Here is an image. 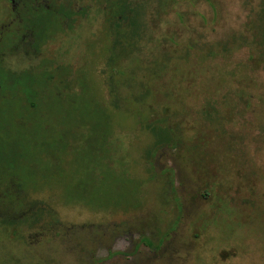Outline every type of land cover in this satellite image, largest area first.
I'll list each match as a JSON object with an SVG mask.
<instances>
[{
    "label": "rangeland",
    "instance_id": "obj_1",
    "mask_svg": "<svg viewBox=\"0 0 264 264\" xmlns=\"http://www.w3.org/2000/svg\"><path fill=\"white\" fill-rule=\"evenodd\" d=\"M98 1L103 15L39 52L28 36L2 50L10 118L30 112L15 77L59 84L37 89L53 93L52 134L9 129L24 141V184L14 195L19 180L0 182V264H264V0H130L144 26L115 64L101 26L118 11ZM19 2L0 0V26ZM66 68L88 80L70 98ZM145 124L173 139L155 145ZM41 136L55 139L49 161Z\"/></svg>",
    "mask_w": 264,
    "mask_h": 264
},
{
    "label": "flooded vegetation",
    "instance_id": "obj_2",
    "mask_svg": "<svg viewBox=\"0 0 264 264\" xmlns=\"http://www.w3.org/2000/svg\"><path fill=\"white\" fill-rule=\"evenodd\" d=\"M118 1L119 0H111L113 3H117ZM69 2V0H66V5L60 7L59 5L61 4H55L54 0H20L19 4H17L18 6L15 11V15L10 16V18L7 19L8 21L6 23L3 22L0 26V56L2 50L13 47V37L21 38V40L18 41L19 43H23L26 36L30 37L31 40H29L30 42L26 43V45H30L31 48H34L37 52H39L43 45H46L48 42L55 39V37H58L57 35L60 34V31L64 30L62 26H70L72 18L69 13H66V10H70V7H68ZM89 2L92 1L88 0L87 4H89V6L93 9L97 7L95 4L100 1H94L92 4ZM83 21L94 22V19L92 16H89ZM102 27L103 24L101 26V30ZM25 55L28 56L27 53H25ZM57 66L58 64L53 68L57 69ZM1 74L3 78L0 79L7 80L8 76L6 75L9 73L5 71L4 74ZM39 77L42 78L43 76ZM15 79H18L17 81L20 83H26L29 85V87L23 91L26 98V103H24L23 108L24 111L30 112L28 113L29 115L25 116L20 113L19 109L16 108L19 114H15V118H10V114L13 112L10 107V102L11 99L15 98V94L0 93V131H7L8 137L6 138L0 136V155L4 154L8 160V163L5 162L4 164H0V182H9L14 179H17V181L19 180V183L14 184L15 188H13L16 192L14 195H17V193L21 190V180L23 178V174L21 173V170L16 167V164H24L23 160L25 159V154L23 153L22 148V146L24 147V141L23 138L19 137V132L16 131L14 133H10L9 129L11 126H14L18 129V131H20V129L26 128L32 123L35 124L36 127L39 126L45 134L49 131L52 134L53 120L49 119V110L46 104L50 99H52L51 97L53 93L39 94L37 89L41 91L44 88L47 90L50 87L53 91L54 87H57L59 82L56 80L54 81L52 77H47L44 79V82L39 80L35 83L33 81L37 79V76H33L32 74H24L15 77ZM8 81L11 83V78H9ZM31 83H34L35 85L33 84L34 86H30ZM56 93L57 89L55 95ZM6 117L8 119L4 121L3 118ZM22 118L23 121L21 120ZM35 125H32L30 128H34L35 130ZM40 140L43 146L39 148L43 150L44 158L49 161L50 159H48L49 155L47 149L50 145H48V141L52 144V152L55 139L52 137L50 140L42 138H40ZM10 144L12 147L9 146ZM51 152L50 158L53 159L54 156H51ZM7 189L8 186L5 184L4 191Z\"/></svg>",
    "mask_w": 264,
    "mask_h": 264
},
{
    "label": "trees",
    "instance_id": "obj_3",
    "mask_svg": "<svg viewBox=\"0 0 264 264\" xmlns=\"http://www.w3.org/2000/svg\"><path fill=\"white\" fill-rule=\"evenodd\" d=\"M109 5L111 6V11L112 10L118 11L117 12L118 14L115 16L113 15V13H111L112 17L109 14L110 15V17H108L109 20L112 19V22L110 21L111 24L108 22L106 25H103V28H105V31H106V35L110 34L111 39H113L112 53L116 54L114 50L115 46L120 48L117 53L119 52L121 53L123 49L133 50L134 45H132V43L134 41V38L137 35H139V33H141L142 27L144 26L143 20L139 13V10L141 12V6L138 5L135 8L134 6L135 3L131 2L130 0H119L117 3L110 2ZM66 13H69V15H71V18H72L70 22V26L66 27V29H73L75 26L81 24L84 19L88 18L89 16L87 15H90L92 13H101L103 15V13L100 12L99 8L96 9L95 7L92 9L89 5H83V6L80 5L77 9H75V11L70 9L69 11L66 10ZM141 15H142V12H141ZM263 18H264V7H263ZM75 41H76V38L71 40V42L73 43ZM119 43H122L123 46L120 47L118 45ZM215 51H216L215 49L209 48L208 53L210 55H214ZM125 54L127 53L125 52ZM120 58L121 56L120 57L118 56L117 58V54H116L115 56L114 55L110 56V59L108 57L107 60L109 59V63L115 64V62L120 63L121 61ZM0 77H3L1 73H0ZM78 79L79 81L77 82V86L79 87V90L81 91L82 89H84V86H85L84 84L88 82L87 76L83 73V75L80 74V78ZM78 79L69 77V74L66 68V96L67 97L70 98L71 95H73L76 92L75 90H73V87L71 85L73 84L75 80L77 81ZM60 83H61V80H60ZM79 83H81V85ZM146 92L147 90L138 96L144 99V97L146 96ZM114 95L115 97L117 96L115 93ZM113 107H114V110H118L119 108L116 100L114 102ZM53 124H54V121L52 122V126ZM145 127H147L150 133H152L154 137L155 145H163V144L169 143V141L173 139L169 127H162L160 125L154 126L150 124H145ZM40 138L44 139L43 136H41ZM28 140H30V138H28ZM5 162L8 163L7 157L4 156V154H1L0 164H4ZM21 182L22 184H24L23 178Z\"/></svg>",
    "mask_w": 264,
    "mask_h": 264
}]
</instances>
